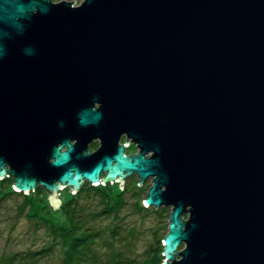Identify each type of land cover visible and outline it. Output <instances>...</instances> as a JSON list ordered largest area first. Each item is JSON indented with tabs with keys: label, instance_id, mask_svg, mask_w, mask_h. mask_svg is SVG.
I'll use <instances>...</instances> for the list:
<instances>
[{
	"label": "water",
	"instance_id": "1",
	"mask_svg": "<svg viewBox=\"0 0 264 264\" xmlns=\"http://www.w3.org/2000/svg\"><path fill=\"white\" fill-rule=\"evenodd\" d=\"M6 173L53 207L149 177L159 264H264V0H0Z\"/></svg>",
	"mask_w": 264,
	"mask_h": 264
},
{
	"label": "trees",
	"instance_id": "2",
	"mask_svg": "<svg viewBox=\"0 0 264 264\" xmlns=\"http://www.w3.org/2000/svg\"><path fill=\"white\" fill-rule=\"evenodd\" d=\"M40 190L45 192L35 187L32 193H23L19 209L21 212L25 208L32 236L42 227L36 235L38 244L31 242L22 250H2L0 264H41V259L57 264H159L162 234L152 229L151 240L137 252L133 224H127L120 214V209L128 205L139 217L149 211L161 215L163 207L142 204V186L135 189L133 183L124 187L84 183L75 192L58 193L56 207L46 196H39ZM31 196L40 201L37 209L32 208Z\"/></svg>",
	"mask_w": 264,
	"mask_h": 264
},
{
	"label": "rangeland",
	"instance_id": "3",
	"mask_svg": "<svg viewBox=\"0 0 264 264\" xmlns=\"http://www.w3.org/2000/svg\"><path fill=\"white\" fill-rule=\"evenodd\" d=\"M79 0H71L73 4H77ZM149 179L145 178L142 182V195L144 190L149 185ZM31 193V191H29ZM40 197L44 198V193L40 190ZM67 192L66 188L60 190L61 193ZM23 199L22 194H13L9 197L0 198V253L2 250H22L31 242L38 244V236L42 232V227L36 230V235L32 236L31 223L26 218L24 213L25 208L19 212L20 203ZM31 199L33 197L31 196ZM40 201L32 200V208L37 209ZM161 215L156 216L149 211L148 214L139 217L130 207L125 205L120 209L121 217L128 223H132L136 232L134 239V247L137 252H140L143 247L151 240V230L155 229L157 234L161 235L165 232L169 206H163ZM38 214L40 211L37 210ZM183 217V216H182ZM162 236V235H161ZM41 259V264H57L55 260ZM160 263V262H159Z\"/></svg>",
	"mask_w": 264,
	"mask_h": 264
},
{
	"label": "flooded vegetation",
	"instance_id": "4",
	"mask_svg": "<svg viewBox=\"0 0 264 264\" xmlns=\"http://www.w3.org/2000/svg\"><path fill=\"white\" fill-rule=\"evenodd\" d=\"M95 105L96 104H94L93 107ZM70 141H72V140H70ZM117 142L118 143L124 142L123 149H122V151H123L124 154H130V153H133V152H136L137 151V147H136L135 143L133 141H131V139L129 137H125L124 134H122V133L119 134L118 139H117ZM86 145H87V149L89 151H92L98 145V138L97 137L91 138L86 143ZM60 148H62V146ZM146 178H148L149 181H150V178L149 177H146ZM11 182H12V176L10 174H8V173H6L2 177H0V198L9 197V196H11L13 194H18V193L19 194H22V196H23V193L29 192V191H27V192H20V191L13 190V188L11 187ZM84 183L90 184L88 181H86V180L83 179L81 181V183H80V186L82 184H84ZM130 183H133L134 184V188L135 189H137L138 187L142 186V183L138 184V178L136 177V175L134 173H131V174L127 175L125 177V179L123 180L122 184L121 183L118 184L117 182H114V181L113 182H106V184H110V185H112V184H118L119 187H124L126 185H129ZM35 187H39V188L42 189V187L39 186V185H37ZM63 188H66L67 191H70L69 187H62V188L59 189V191L62 190ZM32 190H34V189H32ZM32 190H30L31 193H32ZM42 192H44V191H42ZM144 192H145V190H144ZM143 195H144V193H143ZM44 196H46V193L45 192H44ZM159 207H157V208H159Z\"/></svg>",
	"mask_w": 264,
	"mask_h": 264
}]
</instances>
